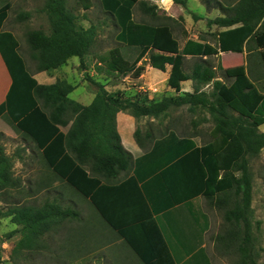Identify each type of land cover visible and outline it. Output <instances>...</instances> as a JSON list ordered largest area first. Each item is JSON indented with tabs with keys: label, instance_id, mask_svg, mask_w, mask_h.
<instances>
[{
	"label": "trees",
	"instance_id": "trees-1",
	"mask_svg": "<svg viewBox=\"0 0 264 264\" xmlns=\"http://www.w3.org/2000/svg\"><path fill=\"white\" fill-rule=\"evenodd\" d=\"M0 1V52L12 77L6 100L0 104V117L7 115L25 137L35 142L52 171L65 179V184L75 193L90 199L117 231L100 209L98 198L102 186L100 175L115 176L133 161L132 154L121 142L116 114L128 111L137 118L153 116L162 119L171 109L185 105L192 112L207 110L214 122L210 140L198 146L191 136L177 137L178 142L187 145V154L179 162L186 164L189 195L201 194L222 211L224 227L215 239L226 253L237 254L238 264H260L254 245L255 210L250 163L264 148V132L260 131L264 124V92L249 76L238 74L229 85L215 80L214 91L208 93L203 87L217 77L210 63L198 62L191 73H186L183 65L187 49L180 51L173 28L162 23L134 21L133 10L138 3L144 4L153 15H157L156 5H148L144 0H101L103 9L112 15L120 28L119 41L126 48L124 51L114 48L99 58L110 73L138 76L143 70L138 66L139 61L151 48L159 49L177 55L152 52V66L164 70L167 63L171 64L170 85L179 92L181 81L193 79L194 91L165 96L160 100L150 99L147 95L133 99L119 91L110 92L104 83L91 78L97 92L93 101L85 105L70 97L76 85L65 79L52 84L38 82L19 51L20 42L15 33L4 29L11 2ZM174 1L186 6L188 0ZM77 2L84 8L89 4V0ZM206 2L211 8L210 2ZM227 10V15L208 20L209 26L227 27L219 34L220 50L243 52L247 43L250 50L259 51L264 65V0H237ZM44 11L48 15L50 33L42 29L27 33L36 70L59 68L75 56L81 59L80 67H85V56L94 44L97 27L81 25L78 14L68 7L67 0H46ZM194 17L200 18L195 13ZM206 35H201L205 42L190 39L186 46L197 50V54L218 53ZM198 123L193 120L194 126ZM69 124L67 131L62 129ZM135 136L144 146L156 137L150 132L146 137L142 136L140 129L136 130ZM4 137L5 133L0 132V218L9 217L17 226L8 237L21 234L12 253L29 258L48 247L46 235L65 230L67 222H81L82 215L75 201L66 197L71 193L64 185L33 196V183L29 182L26 187L21 175H15V158L6 153L2 144ZM171 137L176 138V134L171 132L165 138L156 139L155 146L164 144ZM17 155L22 157L19 153ZM206 224H210V220ZM147 263L159 264L161 260L154 257Z\"/></svg>",
	"mask_w": 264,
	"mask_h": 264
},
{
	"label": "crops",
	"instance_id": "crops-1",
	"mask_svg": "<svg viewBox=\"0 0 264 264\" xmlns=\"http://www.w3.org/2000/svg\"><path fill=\"white\" fill-rule=\"evenodd\" d=\"M99 1L102 6L101 0ZM144 1H146L148 5H156L158 7L157 15L151 14L148 12V8L144 6V4L141 5L138 3L133 10L134 21L138 23H150L154 25L162 23L171 26L173 28L174 36L179 42L180 51L185 47L187 49V54L185 55L183 65L184 71L186 73H191L195 65L201 61H207L214 67L217 77L203 87L205 91L208 93L214 91L215 80H221L228 85L234 81L238 74L232 76L226 70V66L221 59L222 54L225 51L220 50L219 47V34L220 32L226 30L227 27L219 26L220 28L216 32L215 29L212 28L211 32H199L194 34V36L187 35V27L177 32L174 24L177 23L176 21L178 17L183 15L184 11L189 7V0L187 1L186 6L176 3L174 0ZM202 1H199V3H204L206 5V12L203 16L202 13L198 16L203 18L202 20H206L208 24L209 19L227 15L229 13L227 8L237 0H229L225 3L221 2L220 0H215L216 5L210 3L211 8L207 4L206 0L203 2ZM207 1L210 2V0ZM216 8L220 9L219 11L214 12L220 13H217L214 17L206 15L208 14V10H213ZM104 12L118 28V31L114 37L118 42H120V44L111 47L108 50L106 49L103 53H96V61L90 66V60L88 57L91 55L93 46L97 40V32L94 44L92 45L89 54L86 55L88 56L86 59L88 64L85 63V67H80L82 71H78L81 76L87 71L89 67H91L93 69L92 75L96 73V75L99 76V79L95 80L94 78L90 77V80L92 78L94 81L104 83L105 88L108 91H119L125 97H131L133 99L147 95L150 99L157 100L155 97L159 96L160 94L163 95L165 89L174 95H183L185 92L194 91L195 82L193 79L181 81V88L179 92L176 90V88L170 85L169 79L172 70L171 64L167 63L164 70L152 66L150 61L152 52L170 55L172 54L174 56L177 55V53H168L159 49L151 48L148 53L139 61L138 66H142L143 70L138 76H135L132 73H129L125 76L110 73L106 69L105 65L101 63L99 58L103 55H106L114 48H119L121 51H124L126 48L125 45L119 41V39H121L120 28L115 24L112 15L105 10ZM137 13H141L146 17L148 16L152 18L153 21L150 22L145 20H137ZM161 13H165L163 14L165 16L162 17V19L159 16ZM194 13L195 12H193V15ZM157 19H161L162 22L155 23V20ZM81 25L84 27H89L85 26L84 23H81ZM213 25L218 26L216 24ZM202 34H208L206 36H208L209 42H211L217 48L218 53L213 55L197 54V50L193 51L191 48H188L190 46H186L187 41L190 39L199 42H205L201 39ZM213 34H215V36ZM210 36L213 37V40L210 39ZM228 52L241 53L243 70L246 71V74L249 76L250 80L256 85L257 82H260V80L264 78V65L261 62V57L258 50H250L248 44L245 43L243 52ZM212 58H217V63L212 61ZM71 59L67 64L56 69L44 71L36 70L34 76L41 84H52L58 80L56 75L57 71H62L65 73L68 71L69 66H73L69 65ZM192 59H195L194 65L192 69L188 70L189 66L187 61ZM77 65L80 66V64ZM218 72L221 73L218 74ZM0 73L3 76V84L0 85L1 104L6 100L7 93L12 83L10 71L1 52ZM128 76H133L134 78L140 80V88H144V85H148L149 90L158 89V91H156L154 94L147 93L142 95V92L140 91L137 92L138 94L132 96L125 95L121 91L122 89H120L121 85L119 84L120 82L118 80L122 77ZM93 80H91V82H93ZM84 85L86 84H83V87ZM78 86L79 85L76 84L75 89H77ZM209 87L211 88L210 90H208ZM96 92H91L90 98L87 101L81 98H77L75 100L81 102L82 104L88 105L95 98ZM163 97L165 96H162V98ZM142 117H150L151 119L155 118L153 116H140L137 118L128 111H119L116 114L117 128L121 137V142L124 147L132 154L133 161L126 169L119 171L115 176L100 175L102 186L100 187L98 193L99 207L107 219H109L115 225L117 231L108 224L101 211L99 212L96 207H94L90 199L85 198L79 193H75L70 186L65 184V179L53 172L50 166L44 160L43 162L48 174L58 178L61 182V185H64L66 190L71 193L70 196L66 195V197H71L75 201L82 215L81 222H67V227L65 230L63 229L59 233L52 231L50 235H46L48 238L45 237V239L49 241V244H51L53 243V240L56 238V236H58L62 242L64 241L68 245L74 244L76 247L75 250L78 252L83 251L84 253H87V251H89L90 254H92V264H148V259L154 260V257H158L159 260H161V263L159 264H217L212 257V253L210 252V243L208 239L210 238V231H212L214 226L212 214L218 212V207L216 204H213L209 199L201 194L197 196L189 195L190 190H188L186 185V164L185 162H179L180 158L185 157L187 154V145L185 143L178 142L177 137L183 138L191 136L192 140H194L198 146L203 145L204 143H201L197 140L196 136L198 134L195 132L192 133V135H181L176 129L170 128L169 125L167 126V129L162 131L160 135H156L154 133V128H146L145 130H142L138 126V121ZM165 118L166 116L161 120L164 121ZM69 126L70 124L67 127H62V129L65 130V128H67V131ZM137 129H140L142 136L145 137L147 136V133H153L156 136L155 140L158 138H165L166 135H169L171 132L176 134V138H168L167 142L161 145L158 144L157 146H155V140H149L144 146L139 144L136 139L135 132ZM38 150L37 152L42 155L41 150ZM80 198L82 199V206L79 203ZM195 207L200 209V211H204L210 220V227L203 232L204 235L202 234V231H199L200 227L197 224L199 220L196 217V212H194ZM80 224L81 226L79 227ZM200 224L203 225V223ZM213 230L216 231V237L218 230ZM118 232L123 233V236ZM193 233L195 234L194 238L192 237ZM197 235L198 237H196ZM127 240H129L131 244L128 243ZM132 241L134 243H132ZM136 250L140 251L139 254Z\"/></svg>",
	"mask_w": 264,
	"mask_h": 264
},
{
	"label": "rangeland",
	"instance_id": "rangeland-1",
	"mask_svg": "<svg viewBox=\"0 0 264 264\" xmlns=\"http://www.w3.org/2000/svg\"><path fill=\"white\" fill-rule=\"evenodd\" d=\"M11 2V9L9 11V17L5 22L4 29L13 31L18 38L21 49L19 50L23 58L26 59L29 69L36 72V62L31 57V50L27 41V33L33 29H42L46 33H50V23L47 13L44 11V5L46 0H8ZM78 0H67V5L78 14L80 22L84 23L85 26L95 25L97 27V40L93 46L91 55L85 58L90 60V66L96 61V53H103L105 50L110 49L116 45H119L115 39V34L118 28L110 20L109 16L102 9L99 0H89V4L84 7L77 2ZM202 0H189V7L184 11L183 15L179 16L177 23L174 24L176 31L179 32L183 28L187 27V35H192L199 32H211L214 28L215 32L219 30V26L213 25L209 27L206 20L203 18H195L193 12L197 15L202 13V16L206 12V5L199 3ZM204 1V0H203ZM202 1V2H203ZM221 2H227L229 0H220ZM1 2V1H0ZM211 4H215V0H210ZM86 4V3H85ZM220 8L208 10L207 16L214 17ZM194 10V11H192ZM29 13V16H27ZM165 13H161L159 16L162 19ZM137 20H145L152 22V18L143 16L141 13H137ZM161 19L155 20V23L162 22ZM161 20V21H160ZM101 35V36H100ZM213 40V37L210 36ZM95 54V55H94ZM226 70L230 75L235 76L240 73H246L243 70V61L241 53L235 52H223L221 57ZM212 61L217 63V58H212ZM195 59L187 61L188 70L192 69ZM81 59L79 57H72L70 64L73 66L68 67L67 72L57 71L56 75L58 79H66L73 84H78V88L75 89L70 97L83 100H89L90 93L96 92V85L91 82L90 77L95 80L99 79V76L92 75L93 69L89 67L85 73L81 76L79 72L82 71L79 65ZM78 69V70H77ZM79 71V72H78ZM221 72H218V74ZM121 85V91L125 95H135L137 92L143 94H154L157 90L148 89V85H144V88H140L141 81L134 78L133 76L122 77L118 80ZM3 84V76L0 73V85ZM83 84L84 85L83 87ZM257 85L262 91H264V78L257 82ZM124 88V89H123ZM211 88L209 87L208 90ZM160 90V89H159ZM159 94V93H158ZM181 94V93H179ZM174 95L171 92L164 90L163 95L155 97L160 100L162 96ZM205 118V120H204ZM193 120H198L197 126H194ZM174 128L181 135H192V133L198 134L197 140L201 143L211 139L210 131L214 126V122L211 118V114L207 110H197L192 112L188 106H182L180 108L171 109L165 120L158 118L151 119L150 117H142L138 121V126L142 130L146 128H154V133L160 135L162 131L167 129V126ZM67 128H65L66 130ZM260 131L264 132V124L260 127ZM0 132L5 133L2 144L5 147L6 153L15 158L14 170L15 175H21L24 180L25 186L28 187L29 182L33 183V196H39L43 194L46 189L57 187L61 184L58 178L48 174L46 170L44 159L39 152L35 142L17 129L15 124L10 120L7 115L0 117ZM39 151V150H38ZM21 154L22 157L18 158L17 154ZM250 171L252 173L253 180V202L254 218H253V233L255 236V254L257 261L260 264H264V148L259 156L254 157L250 163ZM78 200V198H77ZM0 203L1 200H0ZM79 203L82 206V199H79ZM4 205V204H3ZM196 217L199 222L197 223L200 227L199 231L209 229L210 225L206 224L209 221L208 216L204 211L200 209H194ZM212 221L214 222L213 229L218 230V234L224 227V219L222 211L218 208L217 213L212 214ZM259 222V223H258ZM208 225V227H207ZM81 224L79 225V227ZM17 226L11 222L9 217L0 218V248H1V261L0 264H92L91 255L89 251L84 253L83 251H76L74 244L68 245L66 242H62L60 237L56 236L53 243L49 244L47 248H42L36 251L34 254L25 258L21 254L14 255L12 252L15 242L20 238L21 234L17 233L14 237H8V233L14 230ZM212 229L209 235L210 252L212 257L217 264H238V255L234 252L226 253L219 243L215 239V232ZM194 233L192 237L194 238ZM204 235V234H203ZM198 237V235L196 236ZM55 241V242H54ZM81 252V253H80Z\"/></svg>",
	"mask_w": 264,
	"mask_h": 264
}]
</instances>
